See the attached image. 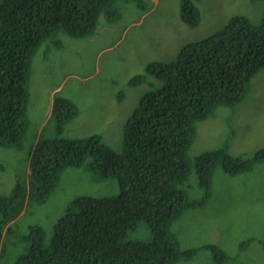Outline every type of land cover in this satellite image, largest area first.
Wrapping results in <instances>:
<instances>
[{"label":"trees","instance_id":"1","mask_svg":"<svg viewBox=\"0 0 264 264\" xmlns=\"http://www.w3.org/2000/svg\"><path fill=\"white\" fill-rule=\"evenodd\" d=\"M199 1L180 0L181 21L189 28L199 24L201 11L194 3ZM115 2L0 0L1 145L19 143L29 125L28 81L34 55L41 51L45 58L51 49H61L60 32L72 38L90 37L100 15L109 21L118 19ZM261 69L264 10L258 25L236 14L219 31L183 45L173 62L148 63L145 74L129 80L132 86L145 82L151 89L143 93L124 122L119 152L99 134L65 136L66 125L78 110L72 100L55 94L54 137L35 144L27 178L15 185H21L20 190L0 197V236L5 226L6 232L10 230L8 222L17 216L20 202L24 198L45 200L69 167L89 172L95 179L113 176L119 191L112 196H76L57 218L49 243L42 244V232L37 229L39 234L27 251L12 264H175L194 257L197 248L180 249L171 230L173 223L186 210L206 204L217 167L237 175L264 162V145L249 157L232 155L222 145L191 159L187 152L196 123L212 116L217 106L244 101L253 76ZM147 74L152 81L146 79ZM192 170L203 190L197 199H191L181 186ZM140 221L147 225L151 239H127ZM247 243L241 241L240 248ZM202 248L211 252L216 264L232 259L215 244Z\"/></svg>","mask_w":264,"mask_h":264},{"label":"rangeland","instance_id":"2","mask_svg":"<svg viewBox=\"0 0 264 264\" xmlns=\"http://www.w3.org/2000/svg\"><path fill=\"white\" fill-rule=\"evenodd\" d=\"M194 3L201 17L196 27L189 28L181 21L180 0H116L113 8L118 19L109 21L100 15L92 36L72 38L60 32L61 49H51L45 58L41 51L36 53L28 81L29 125L16 145L0 144V197L20 190L21 185H15L27 178L35 144L54 137V117L49 113L53 95L69 98L78 110L66 126L65 136L99 134L119 152L124 122L143 93L151 89L145 82L130 85V78L145 74L148 63L173 62L183 45L219 31L236 14L258 25L264 10L263 0ZM147 78L152 81L151 74ZM252 81L244 101L217 106L212 116L196 123V135L187 152L191 159L222 145L232 155L249 157L264 145V69ZM181 186L191 199L203 193L193 170ZM118 191L113 176L100 180L75 167L65 169L45 200L24 198L20 202L17 216L8 222L10 230L6 232L5 226L1 232L0 264H12L24 254L39 234L37 229L42 232V244L47 245L57 218L76 196H112ZM171 230L180 249H198L194 257L175 264H216L211 252L202 248L206 244H215L232 257L226 264H264V162L237 175L217 167L206 204L186 210ZM127 239L149 241L151 232L140 221ZM248 240L240 248V242Z\"/></svg>","mask_w":264,"mask_h":264},{"label":"clouds","instance_id":"3","mask_svg":"<svg viewBox=\"0 0 264 264\" xmlns=\"http://www.w3.org/2000/svg\"><path fill=\"white\" fill-rule=\"evenodd\" d=\"M237 15H239V14H237ZM53 98H54V95H53ZM53 98H52V99H53ZM52 104H53V102H52ZM52 104H51V108H50V112H49L50 114H52ZM72 120H74V118H73ZM72 120H71V121H72ZM69 124H70V122H68L67 125H69ZM67 125H66V126H67ZM30 156H31V155H30ZM29 158H30V157H29ZM28 164H29V160H28ZM28 171H29V169H28ZM1 236H2V235H1ZM1 236H0V239H1Z\"/></svg>","mask_w":264,"mask_h":264}]
</instances>
